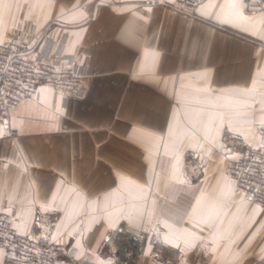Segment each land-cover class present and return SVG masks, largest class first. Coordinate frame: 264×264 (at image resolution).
Segmentation results:
<instances>
[{"label": "crops", "instance_id": "0c3cea01", "mask_svg": "<svg viewBox=\"0 0 264 264\" xmlns=\"http://www.w3.org/2000/svg\"><path fill=\"white\" fill-rule=\"evenodd\" d=\"M209 11L0 0V43L24 15L37 38L52 27L65 39L88 78L82 99L43 88L23 100L17 134L0 133V210L20 234L63 245L58 264H112L122 226L146 235L138 264H264V208L235 192L225 169L238 154L218 146H264V39ZM193 154L204 167L187 171Z\"/></svg>", "mask_w": 264, "mask_h": 264}, {"label": "built area", "instance_id": "2783aa9c", "mask_svg": "<svg viewBox=\"0 0 264 264\" xmlns=\"http://www.w3.org/2000/svg\"><path fill=\"white\" fill-rule=\"evenodd\" d=\"M149 1L193 17L204 0ZM51 29L37 38L35 25L22 15L8 42L0 43L2 137L17 134L10 125V114L19 109L23 100L37 98L43 88L75 99H82L85 95L88 78L84 69L78 65L75 56L67 53L65 39L55 41ZM262 43L264 45V41ZM233 141L237 144L233 145ZM243 142L242 135L225 138L224 154H238L236 161L228 164L225 171L236 193L264 208V146L250 148ZM202 162L199 154H193L185 169L202 167ZM13 221L12 213L0 210V247L6 251L5 264H58L68 256L67 249L58 242L20 234ZM146 241L144 233L134 234L126 226L119 227L110 241L114 257L112 264H138L144 255Z\"/></svg>", "mask_w": 264, "mask_h": 264}, {"label": "snow or ice", "instance_id": "6c2138e0", "mask_svg": "<svg viewBox=\"0 0 264 264\" xmlns=\"http://www.w3.org/2000/svg\"><path fill=\"white\" fill-rule=\"evenodd\" d=\"M246 7L247 5L244 3V0H224V3L220 4L213 3L209 0V2L201 3L198 6L201 15L210 17L212 12L209 10L218 9L215 13V18L219 22L230 24L233 27H240L243 31L264 39V11L259 14L254 12L252 15H245ZM253 84H255V80H253ZM218 146L225 148L223 144ZM173 174L175 175V169L173 170Z\"/></svg>", "mask_w": 264, "mask_h": 264}, {"label": "rangeland", "instance_id": "374dc122", "mask_svg": "<svg viewBox=\"0 0 264 264\" xmlns=\"http://www.w3.org/2000/svg\"><path fill=\"white\" fill-rule=\"evenodd\" d=\"M204 167V166H203Z\"/></svg>", "mask_w": 264, "mask_h": 264}]
</instances>
